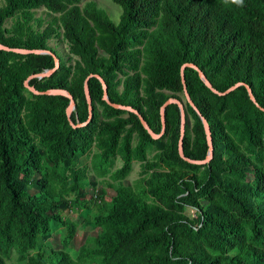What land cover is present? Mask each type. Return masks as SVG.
I'll return each instance as SVG.
<instances>
[{"label": "trees", "instance_id": "16d2710c", "mask_svg": "<svg viewBox=\"0 0 264 264\" xmlns=\"http://www.w3.org/2000/svg\"><path fill=\"white\" fill-rule=\"evenodd\" d=\"M114 1L123 7L118 22L96 0H5L0 43L57 54L58 67L29 84L70 91L74 123L88 116L90 73L156 133L162 104L181 100L185 155L205 159L208 137L185 99L182 68L190 98L210 125L213 157L196 164L180 155L176 104L165 108L164 133L153 138L135 113L103 99L94 74L91 119L74 126L68 96L24 85L53 66V56L0 49V264L12 251L15 264H264V0ZM40 6L50 18L36 15ZM56 34L67 40L66 58L48 43ZM185 63L201 68L218 90L243 83L220 94ZM92 151L99 175L111 171L104 181L116 193L106 200V186L99 190L98 210L80 220L99 230L72 254L49 237L65 225L63 209L89 203L82 184L89 166L81 157ZM118 155L123 163L111 170ZM136 160L139 183L122 182ZM188 206L200 213L197 225L181 211Z\"/></svg>", "mask_w": 264, "mask_h": 264}, {"label": "rangeland", "instance_id": "374dc122", "mask_svg": "<svg viewBox=\"0 0 264 264\" xmlns=\"http://www.w3.org/2000/svg\"><path fill=\"white\" fill-rule=\"evenodd\" d=\"M86 0H82L81 3H84ZM99 5L106 8V10L109 12L111 17L118 22L121 17V13L123 10V7L121 4L114 0H96ZM5 3V0H0V7ZM36 15H43L47 19L51 17L47 13V8L45 6H40L35 9ZM14 19L9 18L6 26L10 27L13 23ZM48 20L45 21L44 25L47 23ZM43 25V26H44ZM62 34V33H61ZM56 34L53 35L48 39L49 45L54 47L64 58L67 57L69 54L68 52V43L67 40L61 35ZM93 152H89L87 154H84L82 158L83 164H88V174L89 178L82 181L83 186H85L87 190V198L89 199V203L87 205H74L72 208H66L62 210V214L66 220V223L64 226L59 227L56 229L52 235L49 237V243L53 246H66V248L69 250L70 253L74 254L78 248V246L84 242L86 237L88 235H94L99 230L98 227H84L80 220H82V217L84 216H92V214L98 210V202L100 201L99 197V190L106 186V194L104 195V198L106 200H110L111 197L116 193V189L113 186L106 185V182L104 180H112L110 176V172L106 175H99L98 173V167L93 162ZM154 151L149 152L148 156L149 158H152L154 155ZM123 163V159L120 155L117 156L114 166L111 170H114L116 167L121 166ZM142 170V162L140 160L134 161L133 164V170L129 174L127 178H125L122 182L126 184L131 185H137L139 183L140 178L142 176L141 174ZM249 177H252V174L249 175ZM97 181L96 184L93 182ZM116 183L120 180H114ZM35 188L32 187V191H34ZM181 211L188 217L190 222L192 224L197 225L200 221V213L199 211L194 207H185L181 208ZM6 264H15L17 262V254L12 251L10 254V257L5 259Z\"/></svg>", "mask_w": 264, "mask_h": 264}, {"label": "water", "instance_id": "95a60500", "mask_svg": "<svg viewBox=\"0 0 264 264\" xmlns=\"http://www.w3.org/2000/svg\"><path fill=\"white\" fill-rule=\"evenodd\" d=\"M0 49L6 50V51H13V52H17V53L36 52V53H49V54H51L53 56V58H54V65L51 66V67H47V68H45V69H43V70H41L39 72L32 73V75H30L24 81L25 87L29 91H31L32 93L33 92L34 93H61V94H64V95L68 96L69 97V103H68V105L66 107V114H67L68 119L70 120V122L74 126L86 124L91 119L93 109H92V97H91V94H90L89 84H88V77H90L94 73L88 74V76L85 78V81H84V92H85V97H86V100H87V103H88V116H87V118L84 121H78V122L74 123L71 120L70 115H71L72 110L75 108L76 100H75L73 94L70 91H68L67 89L62 88V87H49V88H45V89H38V88H36L34 86V84L33 85L29 84V80L33 76H37L38 78H40V77L49 75L58 67V65H59V57L57 56L56 53L54 51H52L51 49H49V48H30V49H28V48H23V47H12V46H8V45H4L2 43H0ZM184 66H191V67L195 68L198 71L199 76L203 79V81L212 90H214V91H216V92H218L220 94L226 93V92L230 91L231 89L235 88L237 85L243 83L242 81H238V82H235L234 84L230 85L229 87H227L224 90H218L212 85V83L207 78V76L203 73L201 68H198V66H196V65H194L192 63H185L182 67H184ZM94 75L97 76L99 78V80L101 81V83H102V86H103V95H102V97H103V99H105L109 104H111V105H113L115 107L123 108V109H125L127 111H131V112L135 113L138 116V118H139L141 124L143 125V127L147 130V132L153 138H158L164 133L165 126H166L165 116H164L165 108L167 106H170L171 104H176L178 109H179V111H180V136H179V138H180V141H179V153H180V155L184 159L188 160L189 162L196 163V164H205V162H208V161L211 160V158L213 157V154H214L213 135H211V128H210V125H209L206 117L203 114H201L200 110L197 108V106L194 104V102L190 98V95H189V93L187 91V88H186V85H185V82H184V76H183L182 68H181V80H182V83H183V93H184L185 99L189 102L191 107L196 111V113L200 117V119H201V121H202V123L204 125L206 136L208 137V141H209L210 147H209V151H208V154L205 157V159H193V158H189L188 156L185 155L184 134H185L186 112H185L184 103L181 100L171 97V98H168L162 104V106L160 108V113H161V131L159 133H156L150 127V125L147 123L145 118L142 116V114L137 109H134L132 106L126 105L125 103H122V102L112 101L109 98V96H108L107 84H106L104 78L98 73H95ZM245 85L247 87V91H248V94H249L250 98L252 100H254L257 105H259V103L255 99L254 93H253L250 85L247 84V83ZM260 107L264 109L263 106H260Z\"/></svg>", "mask_w": 264, "mask_h": 264}, {"label": "clouds", "instance_id": "9594fccd", "mask_svg": "<svg viewBox=\"0 0 264 264\" xmlns=\"http://www.w3.org/2000/svg\"><path fill=\"white\" fill-rule=\"evenodd\" d=\"M233 3L243 6L244 0H232Z\"/></svg>", "mask_w": 264, "mask_h": 264}]
</instances>
